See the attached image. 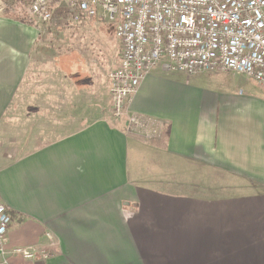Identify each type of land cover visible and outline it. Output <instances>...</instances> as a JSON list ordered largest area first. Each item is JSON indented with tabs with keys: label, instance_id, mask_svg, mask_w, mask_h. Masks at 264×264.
Wrapping results in <instances>:
<instances>
[{
	"label": "crops",
	"instance_id": "obj_1",
	"mask_svg": "<svg viewBox=\"0 0 264 264\" xmlns=\"http://www.w3.org/2000/svg\"><path fill=\"white\" fill-rule=\"evenodd\" d=\"M41 36L0 13V198L9 250L46 248L47 233L56 247L46 261L0 253V264H264V87L159 67L132 103L165 123L145 141L125 133L110 101L94 120L96 106L80 110L96 102L107 59H52L60 86L38 91Z\"/></svg>",
	"mask_w": 264,
	"mask_h": 264
},
{
	"label": "built area",
	"instance_id": "obj_2",
	"mask_svg": "<svg viewBox=\"0 0 264 264\" xmlns=\"http://www.w3.org/2000/svg\"><path fill=\"white\" fill-rule=\"evenodd\" d=\"M75 23L102 19L111 24L122 47L118 65L108 72L114 118L124 131L145 141L161 138L165 123L136 113L132 103L141 83L155 69L196 75L235 73L264 87V0H33L30 13L53 19L55 6ZM0 0V13L4 12ZM11 217L0 198V253L36 262L50 259L56 247L9 250Z\"/></svg>",
	"mask_w": 264,
	"mask_h": 264
},
{
	"label": "rangeland",
	"instance_id": "obj_3",
	"mask_svg": "<svg viewBox=\"0 0 264 264\" xmlns=\"http://www.w3.org/2000/svg\"><path fill=\"white\" fill-rule=\"evenodd\" d=\"M4 6L5 10V3ZM14 8L15 11L12 12V15L14 14L19 18H28L42 29V36L34 51V59H43L42 63L39 66L34 67V70H38V72H36L37 77L34 72V83L38 91L42 86V83L46 84L45 86L49 87V90H54L57 88V86H60L58 70L54 67L52 59H107V70L104 73H101V79L97 80L95 88L97 97L96 102H81L80 110L88 111V109L92 106H96L97 114L94 115L95 117H93L91 120L99 117V111H110V90L108 99V97L106 98V88L108 90V77L106 78L105 75H107L109 71H111L118 65L122 51L121 44L117 42L113 36L114 27L111 25L109 27L108 25L103 23H93L90 21H83L79 23L72 22L67 17L65 9L59 5L55 6L53 19L48 23H44L39 18L33 16L30 13V6L18 5ZM108 59H117V61H114V63L111 64ZM217 74L218 76L216 78L220 80V82H231L236 87H244L250 90H257V92H259L258 89L262 88V86L257 84L255 81L248 78L246 79L244 75L239 74V76H237L235 75V73L222 72H217ZM65 85L67 87V83ZM47 97V95H44L42 98L48 100ZM43 99H39V103H42L43 106L48 107L49 104L46 103ZM25 100L26 98L23 97L20 102V106L24 107V105L26 104ZM12 113H10L9 115L13 117L15 116L17 121H20L22 126H24L26 114L22 111H17L13 113V115ZM91 113L94 114L92 111ZM61 114L62 116H64V113ZM46 115L50 116L51 114L46 113L45 116ZM49 116H46V118L44 119L46 122L49 121ZM8 119L9 117L7 118V120ZM35 122L40 127H42L44 124L42 120H38ZM80 122V127H82L89 121L84 120V118L82 117ZM78 128L79 127H70L64 129L63 131H58L57 136L63 133L66 134L72 132L74 130H77Z\"/></svg>",
	"mask_w": 264,
	"mask_h": 264
},
{
	"label": "trees",
	"instance_id": "obj_4",
	"mask_svg": "<svg viewBox=\"0 0 264 264\" xmlns=\"http://www.w3.org/2000/svg\"><path fill=\"white\" fill-rule=\"evenodd\" d=\"M33 0H4V3L6 5V9L4 10L5 13L7 14H12L13 11H15L14 7L18 5H26L30 6ZM21 21L31 23L32 25H35L33 21H31L28 18H20Z\"/></svg>",
	"mask_w": 264,
	"mask_h": 264
}]
</instances>
